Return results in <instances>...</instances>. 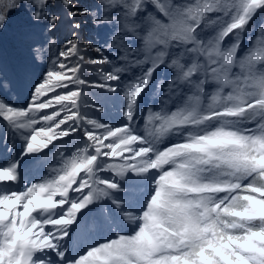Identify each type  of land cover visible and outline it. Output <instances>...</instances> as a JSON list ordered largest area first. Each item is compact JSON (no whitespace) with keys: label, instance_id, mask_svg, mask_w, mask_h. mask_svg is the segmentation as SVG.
<instances>
[{"label":"snow or ice","instance_id":"6c2138e0","mask_svg":"<svg viewBox=\"0 0 264 264\" xmlns=\"http://www.w3.org/2000/svg\"><path fill=\"white\" fill-rule=\"evenodd\" d=\"M21 7L38 31L0 81V264H264V24L242 51L264 0H0V25ZM90 15L117 25L103 46L81 43ZM109 101L119 124L90 116Z\"/></svg>","mask_w":264,"mask_h":264},{"label":"trees","instance_id":"16d2710c","mask_svg":"<svg viewBox=\"0 0 264 264\" xmlns=\"http://www.w3.org/2000/svg\"><path fill=\"white\" fill-rule=\"evenodd\" d=\"M21 4H27V0H18ZM77 6L80 8L88 7L95 11L99 5L100 0H76ZM3 14L6 15V20L0 25V81L4 78H13L18 76L22 70L29 65L30 62V48L35 42L34 32L38 31L33 28V21L30 18V13L27 7L3 9ZM77 20L81 24L80 40L85 46L87 41L91 40L94 44L103 46L105 41L108 39L109 34L117 27L114 24L107 25H96L93 23V17L82 16L77 17ZM264 24V12H259L248 26V31L244 34V42L242 51L249 48L255 43L256 38L260 35V26ZM211 33H206L210 35ZM62 39V36L60 37ZM130 44H134V41H130ZM52 55L48 52L45 56ZM89 55L95 56L94 51H90ZM111 55V54H110ZM40 61H36L32 64L33 71H39L37 67L40 65ZM170 77V73L167 70H161L156 79L167 80ZM90 79H95L94 76L89 75ZM156 88V83H153V89ZM89 92H96L103 96L98 90H89ZM13 102L17 106H22L25 103L27 96V84L22 80L20 85L17 86L16 90L9 93ZM160 95L149 94L145 96L142 101V108L151 107L154 111H159L161 107ZM172 110H175L174 106H170ZM147 111H143L139 116H146ZM138 116V118H139ZM142 127V122H141ZM8 135L11 139V133L8 129L4 128L0 124V137ZM17 142L18 138H17ZM30 178L34 179L35 176Z\"/></svg>","mask_w":264,"mask_h":264},{"label":"bare ground","instance_id":"6f19581e","mask_svg":"<svg viewBox=\"0 0 264 264\" xmlns=\"http://www.w3.org/2000/svg\"><path fill=\"white\" fill-rule=\"evenodd\" d=\"M93 95H96L95 92L92 93V96ZM93 100H95L97 103H100L102 101V97L97 98L96 95L94 96ZM111 105H110V101L106 102L105 104L106 111L104 113H97L94 110H89L90 116L93 118L99 117L101 120L111 121V123L120 122L121 117L119 115L118 107L114 106L113 103H111ZM131 228L132 225L128 224L126 229L124 230L125 234H130ZM104 235H107V233L105 232Z\"/></svg>","mask_w":264,"mask_h":264},{"label":"rangeland","instance_id":"374dc122","mask_svg":"<svg viewBox=\"0 0 264 264\" xmlns=\"http://www.w3.org/2000/svg\"><path fill=\"white\" fill-rule=\"evenodd\" d=\"M91 93V96H92V93L93 92H90ZM95 94L97 95V98L100 96L99 94H97L96 92H95ZM96 95H93L92 96V99L94 98V96H96ZM101 98V97H100ZM103 99V98H102ZM110 105H111V102H110ZM112 106V105H111ZM109 122H111V121H109ZM119 123V122H118ZM118 123H113V124H118Z\"/></svg>","mask_w":264,"mask_h":264}]
</instances>
